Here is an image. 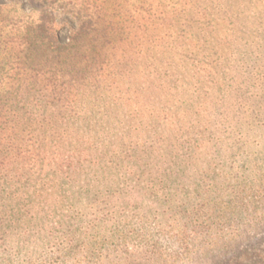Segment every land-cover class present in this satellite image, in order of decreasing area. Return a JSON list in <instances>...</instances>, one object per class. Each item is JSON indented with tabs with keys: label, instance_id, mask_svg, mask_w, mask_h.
<instances>
[{
	"label": "rangeland",
	"instance_id": "rangeland-1",
	"mask_svg": "<svg viewBox=\"0 0 264 264\" xmlns=\"http://www.w3.org/2000/svg\"><path fill=\"white\" fill-rule=\"evenodd\" d=\"M172 4H166L165 15ZM0 5L9 17L25 20L36 19L42 10L51 12L63 43L80 23L77 17L93 18L104 5L111 19L124 27L109 37L123 57L136 53L129 43L143 42L141 34L125 26L133 15V0H0ZM231 5L219 16L209 5L186 6V15L173 19L178 30L194 34L191 44L201 46L206 63L205 71H197L190 56H172L181 58L174 77L177 88L171 94L178 91L181 96L166 106H175L180 121H167L164 129L181 126L178 134L186 136L178 143L187 141L190 147L166 152L164 146H155L145 173L119 179L111 194L113 180L98 181L95 197L84 193V180L73 187L49 184L42 198L26 202L20 218L0 212V264H264V0H235ZM72 11L74 19L68 16ZM204 11L213 22L199 23ZM205 22L210 23L208 32L199 37L196 32ZM148 34L155 41L164 39ZM174 51L162 44L153 54ZM226 52L228 65L218 59ZM238 63L249 67L243 81L234 74ZM132 64L114 70L121 83L119 100L94 93L79 115L103 127L106 121H131L137 128L149 124L151 104L160 96H155L152 83L159 74ZM230 75L236 77L229 81ZM73 99L78 106L85 101L84 96ZM90 126L87 133H94L96 126ZM167 153L184 157L169 162ZM196 203L208 205L204 212L198 206L200 215L211 218L213 209L218 215L197 226L201 221H193L191 209ZM220 216L229 220L216 218ZM13 254L16 258L11 259Z\"/></svg>",
	"mask_w": 264,
	"mask_h": 264
},
{
	"label": "trees",
	"instance_id": "trees-1",
	"mask_svg": "<svg viewBox=\"0 0 264 264\" xmlns=\"http://www.w3.org/2000/svg\"><path fill=\"white\" fill-rule=\"evenodd\" d=\"M234 1L133 0V15L125 19L129 20L125 26H132L137 35H142L140 38L143 41L135 46L128 44L136 49L134 57L132 53L123 57L118 52L119 47L109 40L116 30L122 31L124 27L111 19L109 9L104 5L93 18L82 21L77 17L80 23L70 31L65 43L59 38L51 12L42 10L36 19L30 17V20H25L9 17L6 8L0 5V212L20 218L26 202L42 198L49 184H71L73 187L84 180L87 186L84 193L95 197L97 193L93 188L97 187L98 181L110 183L113 180L108 187L111 194L114 192L113 185H118L119 179H130L145 173L148 160L155 156V146H164L166 152L173 151L175 147L181 150L185 145L190 147V142L178 143L179 138L186 136L178 134L181 126L164 129L167 126L165 122L180 121L178 114L173 113L175 106H166L171 99L181 96L178 91L171 94L177 88L178 79L174 77L180 72L177 62L181 58L174 59L172 56H190L198 66L197 71H205L203 66L206 63L201 59V46L197 49L196 43L191 44L190 37L194 34L178 30L173 19L179 21L186 15L187 8L184 7L195 5H209L216 15H223L232 8ZM167 3H173V10L165 15L163 9ZM195 15L197 11L191 13L192 17ZM68 16L74 19L76 14L72 11ZM200 16L203 19L200 18L199 23L204 19L213 22L205 11ZM209 26L207 22L201 24L196 32L198 36L204 37ZM148 32L154 37L164 35L166 40H152ZM162 44L171 45L175 50L173 54L155 56L153 52L156 53V47ZM222 45L229 52L227 45ZM105 46L107 49H104ZM142 49L145 53H139ZM228 52L218 56L226 65L230 64V56L226 57ZM131 61L132 66L141 65L146 72L156 70L159 74L158 79L152 82L155 96L160 94L157 97L159 100L151 104L154 109L151 108L149 117L153 120L149 124H141V128L134 127L131 121H106L103 127L80 116L79 111L85 106L83 103L94 93H109L115 101L119 100L121 83L114 70L123 64L129 65ZM238 65L234 74L243 81L249 76V67ZM211 72L208 71L210 75L218 76ZM235 77L230 75L229 81ZM164 95L167 97L160 99ZM79 96H84L85 101L78 106L73 98ZM90 124L96 126L94 133H87L92 128ZM92 134H95L94 137ZM73 146L76 148L72 149ZM167 154L169 162L184 157L177 154L178 159H175ZM198 206L204 212L208 205L196 203L191 208L196 214L192 219L196 223L201 221L197 225L200 226L210 217H204L206 213L200 215L203 212ZM216 215L218 213L213 209L210 219ZM183 216L191 218V214ZM224 218L229 220L226 216ZM15 254L11 259L16 258Z\"/></svg>",
	"mask_w": 264,
	"mask_h": 264
}]
</instances>
